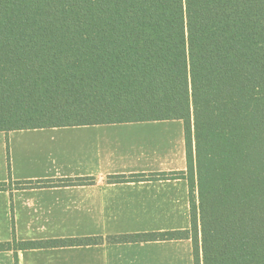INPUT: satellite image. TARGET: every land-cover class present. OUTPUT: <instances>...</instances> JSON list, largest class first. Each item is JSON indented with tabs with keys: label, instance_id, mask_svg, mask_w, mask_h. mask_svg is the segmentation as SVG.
Masks as SVG:
<instances>
[{
	"label": "trees",
	"instance_id": "obj_1",
	"mask_svg": "<svg viewBox=\"0 0 264 264\" xmlns=\"http://www.w3.org/2000/svg\"><path fill=\"white\" fill-rule=\"evenodd\" d=\"M156 120L184 122L187 169L154 176L189 181L192 227L108 240L264 264V0H0V131Z\"/></svg>",
	"mask_w": 264,
	"mask_h": 264
},
{
	"label": "crops",
	"instance_id": "obj_2",
	"mask_svg": "<svg viewBox=\"0 0 264 264\" xmlns=\"http://www.w3.org/2000/svg\"><path fill=\"white\" fill-rule=\"evenodd\" d=\"M161 125L171 132L154 145ZM186 169L182 120L0 131V183L13 182L0 190V242H40L1 249L0 264H195L191 238L108 240L190 230L189 181L154 176ZM77 178L89 181L58 183ZM18 181L57 184L16 189ZM76 239L84 241L60 242Z\"/></svg>",
	"mask_w": 264,
	"mask_h": 264
},
{
	"label": "rangeland",
	"instance_id": "obj_3",
	"mask_svg": "<svg viewBox=\"0 0 264 264\" xmlns=\"http://www.w3.org/2000/svg\"><path fill=\"white\" fill-rule=\"evenodd\" d=\"M169 127L161 125V126H153L152 134H153V144L157 145V143H163V137H168L171 130H168Z\"/></svg>",
	"mask_w": 264,
	"mask_h": 264
}]
</instances>
